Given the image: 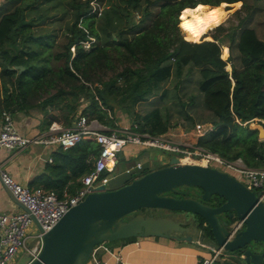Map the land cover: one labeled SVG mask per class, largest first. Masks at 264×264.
Wrapping results in <instances>:
<instances>
[{
  "label": "trees",
  "instance_id": "16d2710c",
  "mask_svg": "<svg viewBox=\"0 0 264 264\" xmlns=\"http://www.w3.org/2000/svg\"><path fill=\"white\" fill-rule=\"evenodd\" d=\"M23 1L5 0L0 4V112L40 109L47 125L53 120L70 125L79 114L112 123V116L106 117V113H112L114 107L130 110L136 101L159 90L166 94L168 89L162 82L171 75L176 79L179 97L197 70L198 93L180 99L181 110H186L185 117L191 124L194 117L189 110L201 106L210 111L201 123L210 122L212 127L198 137L197 144L227 158L241 156L250 166L264 167V139H259L258 130L249 125L250 121L264 125V39L249 24L253 10H246L235 25H216L210 38L198 41L183 27L198 35L200 28L188 27L196 15L223 17L227 11L244 8L245 0H69L67 5L61 3L58 20L38 8L39 0L25 5ZM28 4L37 8V23L32 17L24 18ZM135 13L140 15L137 20ZM203 19L207 24L209 18ZM45 20L60 21L66 30L57 36L54 27L49 32H39L43 29L39 26L35 29ZM211 26H203L202 34ZM85 41L90 42L89 49L83 46ZM117 61L123 63L120 70ZM16 65L24 69L19 71ZM107 68L113 74L103 79L101 73ZM55 80L59 83L54 92L35 96L34 100L29 97ZM81 96L87 104L78 108L83 103L79 101ZM134 120L139 130L153 134L164 133L169 127L168 117L151 127L145 126L138 115ZM98 152L99 145L91 138L55 151L54 178L47 182L42 179L36 185L53 188L60 197L73 193L80 183L75 179L65 188L72 178L65 172V165L71 167L73 177H80L91 168L92 157ZM211 198L216 204L224 200L218 195ZM196 217L198 225L212 235L209 226L203 225L204 218ZM134 239L130 237L127 242Z\"/></svg>",
  "mask_w": 264,
  "mask_h": 264
},
{
  "label": "water",
  "instance_id": "95a60500",
  "mask_svg": "<svg viewBox=\"0 0 264 264\" xmlns=\"http://www.w3.org/2000/svg\"><path fill=\"white\" fill-rule=\"evenodd\" d=\"M15 67L24 69L23 65ZM249 123L258 130V138L264 139V125ZM5 188L21 209L29 211L8 185ZM213 195L224 200L214 205L210 203ZM144 207L179 210L183 218L149 211L130 215ZM196 215L204 218L203 225L209 226L212 235L198 225ZM32 217L42 231L38 220ZM235 217L242 219L244 225L229 236ZM149 236L201 242L210 248L223 246V254L237 264H261L264 203L230 172L200 162H181L172 155L168 164L133 176L126 183L111 188L100 185L98 190L87 193L43 232L41 249L28 264H86L95 244H125L130 237Z\"/></svg>",
  "mask_w": 264,
  "mask_h": 264
},
{
  "label": "built area",
  "instance_id": "2783aa9c",
  "mask_svg": "<svg viewBox=\"0 0 264 264\" xmlns=\"http://www.w3.org/2000/svg\"><path fill=\"white\" fill-rule=\"evenodd\" d=\"M97 123L96 119L87 120L85 115H79L73 125L63 127L59 121L53 120L48 125L46 134L26 135L19 131L11 111L4 109L0 112V147L14 149L30 143H43L67 149L85 138H91L99 145L98 154L92 157L91 168L78 179L80 185L73 193H66L61 197L53 188L24 185L14 179L8 171L4 169L1 171L4 184L10 187L29 211L24 209L17 212L0 211V264H28L37 257L41 249L43 232L48 230L69 207L82 200L87 193L98 190L100 185L111 188L108 185L110 173L115 170L119 154L128 142L170 151L179 157L180 161L182 158L197 160L202 164L228 171L254 190L264 203V167L250 166L241 156L227 158L197 143L178 142L165 133L141 131L137 123L134 126L112 130H109V127H100ZM47 160L51 161L52 158L49 157ZM139 170H143L142 162L139 160L133 167L125 168L126 173L131 176H136ZM32 215L43 230L37 229L29 234L27 227L34 221ZM243 225L242 219L234 218L230 223L229 236L234 235ZM211 250L208 256L202 258V264H212L221 255L223 258L226 257L223 254V246L212 247ZM104 254L110 259L105 258ZM23 256L28 259L22 261ZM89 261L92 264H128L123 259L120 249L107 242L94 245Z\"/></svg>",
  "mask_w": 264,
  "mask_h": 264
},
{
  "label": "rangeland",
  "instance_id": "374dc122",
  "mask_svg": "<svg viewBox=\"0 0 264 264\" xmlns=\"http://www.w3.org/2000/svg\"><path fill=\"white\" fill-rule=\"evenodd\" d=\"M4 1L5 0H0V4L3 3ZM58 1H60V2H58ZM68 1L69 0H39V1H37L38 2L37 5H38V8L45 9L46 13H49L51 15L53 14L54 19L58 20V18L61 16V12H62L60 10L61 3L62 4L66 3V5H67ZM91 1L93 2V0H91ZM245 1H246V6L244 8H242L236 12H235V9L227 11V14L223 17H220L219 15L215 16L219 19V21L217 20L216 22H214L216 20L215 17H210L208 15L202 14V15H204V16H202L203 18H205V16H207L209 18V19H206L208 21V23L204 24L203 23L204 19L201 18L199 15H196V17L190 21V23L188 24V27H191V29L200 28L201 30H200L198 35H195V34L188 32L186 30L185 26H183L184 30L186 31V33L188 35L194 36L195 40H197V41L202 39L203 37L210 38L211 34L214 32V27L216 26L215 24H217L218 22H220L219 24H223L224 26L235 25L238 23L239 18L246 14V10H250V11L253 10L252 17L249 20V24L251 26L255 27L259 37L264 39V1L261 3L256 2L255 0H245ZM26 2H30V0H24L22 3L18 2L17 5L18 4L19 5H21V4L25 5ZM104 2H107V1L104 0ZM101 6H103V5H101ZM36 12H38L37 8H33V4L26 5L24 18L26 20H28L32 17V18H34V21L37 23L38 18H36ZM139 16H140L139 13L134 14V18L136 20L139 19ZM59 23H60V21H54L51 23V21L45 20V21H42V23H40V25H37V24L36 25L33 24V25H35L34 26L35 29L37 26L43 28L39 32H49L54 27V28H56L57 36H60V35H62V33L66 29H65L64 24H62L60 26ZM210 23H213V24L210 27V29L208 30V32L205 34H202L203 33L202 27L207 26V29H208L210 26ZM219 24H217V25H219ZM179 28H180V26H179ZM180 31L183 35L187 36V34L185 32H183L181 28H180ZM222 44H225V46H226L225 51L229 55V49H228L227 41H224V43H222ZM90 45L91 44L88 41H85L83 43V46L86 49H89L91 47ZM228 55H227V57H228ZM116 64H117L116 67L119 70L123 67V63H121L120 61H117ZM226 66L228 69H230V64H227ZM112 74L113 73L111 72V70H109L107 68L106 70H104L101 73V77L103 79H108L109 77L112 76ZM197 76H198V73H197V70H195L194 74H192V81L189 84H187L186 87L181 89V91L179 93V97H178V94L176 93V88H175L176 79L173 77V75H171L168 79H166L162 82L163 87L168 89L166 94H162L163 91L159 90L158 93L152 94L147 99H141L139 101H136L130 107V110L116 106V107H114V110L112 111V113H106V115H107L106 117L112 116V121H113L112 123L109 122L110 120H108V122H106V123H102L96 119L98 122L97 124L100 127H104V128L109 127V130L119 129V128H123V127H130L131 125L134 126L135 123H137V121L134 120V117H135V115H138L140 117L141 122H143V124L145 126L151 127L159 119L164 120L165 117H168L169 118V127H168L167 131L164 132L168 137H170L171 139H174L178 142H181V143H184V142L197 143L198 137L212 127V124L210 122L201 123V121H203L202 119H206L207 117H209L210 111L208 109H206L205 107L203 108L201 106H199V107L196 106L195 108L189 110L190 115H192L194 117V123H196V122L201 123V124H197V123L191 124L192 123L191 120L185 117V111L186 110L185 111L181 110L182 106L180 103V99L182 101L186 100L187 95L198 93V88H197V83H196ZM0 81H1V78H0ZM57 82L58 81L55 80L53 82V84H51V85L44 84V85L40 86L36 90V92L32 93L29 97L32 100H34L35 96L39 95V97H44V96L48 95L49 93L54 92L56 90L55 84ZM90 85H91L93 91H95L94 90V83H91ZM0 96H2L1 87H0ZM79 101H81L83 103L78 108H81L83 105L87 104V101H85L84 97H82V96H81ZM199 105H201V103ZM16 111L18 112L19 110H15L14 112H16ZM108 111H110V110H108ZM79 115H83V114H79ZM87 120H89V119L87 118ZM44 124H45V126L48 127V125L46 123H44ZM250 124L251 123H249V125ZM123 152L125 155H127L126 157L130 156L131 161L129 162V160L126 157L124 158V157H122L121 154H119L117 166H116L115 170L110 173L111 176L114 175L118 171H124L126 166L134 164L137 160L142 162V167L145 170L151 169V168H156V167H159L162 165H166L169 163V159L173 155L172 152L167 151V150H163V149H159V148H147V146H141V145L133 144L130 142H128L124 146ZM183 162H185V161H183ZM214 165H217V164H214ZM139 171L140 172H137L138 173L137 175H139L143 170H139ZM124 174L131 175L129 173H124ZM111 179H110L111 181H109V183H108V185L110 187H112L111 182L113 180H115L116 178L115 179L111 178ZM213 200H215V199L211 198L210 201L213 202ZM16 210L20 211L21 208L19 206H17ZM17 211H15V212H17ZM157 211H162V213L168 214V215H170V214L171 215H177L179 218H183L182 213H179V212H175V211H171V210H157ZM37 229H38V226L35 223V221H33L27 227V232H29V234H32ZM162 238H165V237H162ZM106 242L109 245H115V243H117L119 241H106ZM226 258L227 257L223 258V256L221 255L218 258V261H221L222 259H226ZM27 259L28 258L26 256L22 257V261H26ZM87 263H89V261Z\"/></svg>",
  "mask_w": 264,
  "mask_h": 264
},
{
  "label": "crops",
  "instance_id": "0c3cea01",
  "mask_svg": "<svg viewBox=\"0 0 264 264\" xmlns=\"http://www.w3.org/2000/svg\"><path fill=\"white\" fill-rule=\"evenodd\" d=\"M12 114L16 126L23 134L43 135L48 132V127L44 124L45 113L40 109H30L27 112L16 111ZM74 121L75 119L70 125H73ZM59 122L63 127L69 126L62 120ZM60 149L56 145H44L43 143H30L25 147L14 149L0 147V211L15 212L18 206L7 193L1 171L3 169L8 171L14 179L24 185H36L42 179L47 182L50 178H54L53 167L56 160L53 159V154ZM120 154L124 158L127 156L123 151ZM49 157L52 158L51 161L47 160ZM126 158L129 162L131 161L130 156ZM131 166L133 167V164L126 167ZM65 172L72 175V178L65 184L66 188L69 184H73L75 179L78 180L79 175L73 177L74 172H71V167L67 164L65 165ZM124 173H126L125 169L111 176L113 179L116 178L111 182L112 187L119 186L132 178L131 175ZM76 189L77 187H75ZM111 246L120 249L123 259L128 264H202V258L208 256L212 251L205 243L196 244L189 241L152 236L136 237L125 244L117 242ZM104 257L110 259L107 254H104ZM86 264H92V262L89 261ZM212 264L237 263L227 257L221 261L216 260Z\"/></svg>",
  "mask_w": 264,
  "mask_h": 264
},
{
  "label": "flooded vegetation",
  "instance_id": "af4514ba",
  "mask_svg": "<svg viewBox=\"0 0 264 264\" xmlns=\"http://www.w3.org/2000/svg\"><path fill=\"white\" fill-rule=\"evenodd\" d=\"M163 166V165H162ZM180 188H183V187H180ZM188 189V187H186V190ZM210 203H213L214 205H216V203H214V202H211L210 201ZM157 210H165V209H158V208H146V207H144L143 209L142 208H139L138 210H136V211H134V212H132L130 215H133L134 213H136V212H146V211H149L150 213H153V214H164V213H162V211H157ZM171 211H175V212H179V213H182V211H179V210H171ZM171 215V214H170ZM172 216H175V217H177V215H172ZM187 222V221H186ZM188 223V222H187ZM186 223V224H187Z\"/></svg>",
  "mask_w": 264,
  "mask_h": 264
},
{
  "label": "bare ground",
  "instance_id": "6f19581e",
  "mask_svg": "<svg viewBox=\"0 0 264 264\" xmlns=\"http://www.w3.org/2000/svg\"><path fill=\"white\" fill-rule=\"evenodd\" d=\"M210 17H212V16H210ZM213 17H215V16H213ZM216 18V20L215 21H219V19L217 18V17H215ZM220 22H218L217 24H219ZM186 24V23H185ZM213 24V23H212ZM217 24H215V25H217ZM185 26V25H184ZM181 161H185V162H197V160H187V159H185V158H182L181 159Z\"/></svg>",
  "mask_w": 264,
  "mask_h": 264
}]
</instances>
